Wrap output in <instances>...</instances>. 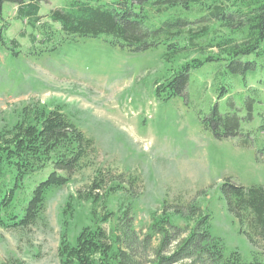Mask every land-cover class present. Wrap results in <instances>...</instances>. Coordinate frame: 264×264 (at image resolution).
Listing matches in <instances>:
<instances>
[{
    "label": "rangeland",
    "instance_id": "obj_1",
    "mask_svg": "<svg viewBox=\"0 0 264 264\" xmlns=\"http://www.w3.org/2000/svg\"><path fill=\"white\" fill-rule=\"evenodd\" d=\"M64 4L65 0L41 3V23H51L57 36L61 27L47 15ZM4 12L10 29L9 39L0 42V131L10 129L24 107L44 104L64 112L93 140L95 152L88 167L48 195L35 224L0 228V264H61L64 210L69 201L76 207L74 240L91 223L83 215L90 204H82L77 196L90 191L98 176L108 185L121 177L122 203L134 202L135 264H149L156 257L161 236L151 244L144 241L152 214H160L163 206L170 213L188 212L192 204L208 215L211 234L223 239L228 254L238 251L246 262L264 259V241L258 240L253 247L223 194L226 183L264 187V151L258 152L264 147V133L255 132L261 119L256 115L242 124L246 132H253L256 146L244 145L243 136L223 139L213 132L216 106L222 113L226 107L220 99L221 88L214 82L216 63L193 70L186 95L165 101L158 98L155 86L168 73L163 46L132 52L114 46L105 35L65 41L57 36L46 38L40 28L34 30L16 18L13 4L6 3ZM31 34H37V42H32ZM50 172L33 175L30 185ZM172 219L181 228L186 226L179 214ZM103 226L110 227L108 223ZM170 230L172 235L184 234Z\"/></svg>",
    "mask_w": 264,
    "mask_h": 264
},
{
    "label": "trees",
    "instance_id": "obj_2",
    "mask_svg": "<svg viewBox=\"0 0 264 264\" xmlns=\"http://www.w3.org/2000/svg\"><path fill=\"white\" fill-rule=\"evenodd\" d=\"M42 1L0 0V42L9 39L6 3L16 6L17 19L34 30L40 28L46 38L56 37L51 23H41ZM47 16L60 25L57 37L64 41L105 35L114 46L132 52L163 46L168 73L155 83L161 100L186 95L192 71L207 62L216 63L214 82L221 88L220 99L226 107L222 113L216 106L213 132L223 139L243 136L244 145L256 146L253 132H246L242 124L257 115L261 123L255 132L264 133V0H65L64 6ZM31 36L33 43L38 41L37 34ZM261 151L264 147L258 148ZM94 152L93 140L61 110L44 104L24 107L19 120L0 131V228L35 224L48 195L88 167ZM49 169L47 177L30 185L29 178ZM124 189L121 177L108 185L98 176L90 191L77 196L82 204H90L83 215L91 223L74 240L76 207L67 203L59 244L61 264L137 262L133 242L138 233L131 216L134 202L122 203ZM223 194L229 211L256 247L258 240L264 241V187L226 183ZM163 207L160 214H152L144 238L151 244L161 236L156 257L149 264H264V259L246 262L238 251L228 254L223 239L211 234L208 215L197 204L190 205L188 212L170 213ZM175 214L185 220L184 228L173 223ZM170 228L187 234L172 235Z\"/></svg>",
    "mask_w": 264,
    "mask_h": 264
}]
</instances>
